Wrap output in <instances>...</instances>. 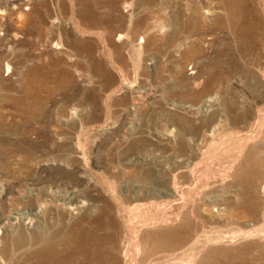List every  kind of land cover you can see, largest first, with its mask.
<instances>
[{
	"label": "rangeland",
	"instance_id": "rangeland-1",
	"mask_svg": "<svg viewBox=\"0 0 264 264\" xmlns=\"http://www.w3.org/2000/svg\"><path fill=\"white\" fill-rule=\"evenodd\" d=\"M0 229L27 264H264V0H0Z\"/></svg>",
	"mask_w": 264,
	"mask_h": 264
},
{
	"label": "bare ground",
	"instance_id": "bare-ground-1",
	"mask_svg": "<svg viewBox=\"0 0 264 264\" xmlns=\"http://www.w3.org/2000/svg\"><path fill=\"white\" fill-rule=\"evenodd\" d=\"M16 217H19V216H16ZM98 218H99V215H94L93 213H90L89 215H87L85 217V220L86 221H90V219L96 220V223H98V226H99L100 222H99ZM28 224H29V222H28ZM5 230L6 229H3V230L0 229V232L3 233V235H2L3 238H2V240L0 239V242L2 243V246H3L2 250L0 251V264H12L16 260H13L14 258L11 256L10 257L6 256V252H7L8 248L11 246L10 243L14 246H20L26 241V236H25V233L22 231L19 232L17 235H15L13 232L12 233H5ZM69 236H70L69 238H71V240L73 239L74 241L78 240V238L80 237V239L82 240V242L80 241V243L83 245L84 251L87 250L89 242H93L92 244H94L97 247L98 244L100 243L98 241L101 240V238L98 236H91L86 229L85 230L83 229L82 233L76 232L75 230H71V232L69 233ZM40 237H41L40 234L39 235L37 234L34 236V238H36V240H38ZM62 243H65V242H62ZM84 244H86V246ZM56 247H57L56 245L47 244V242H46L45 246L41 247V249L35 253V255H38V259H35L33 264H63V261H62L64 259L63 254H66V253L60 252L59 250H57ZM66 252H68V253L65 256H67L69 258H71L74 255V250L71 248H69L68 251H66ZM46 256H49V258H45ZM16 262H17V264H27L25 261H20V259H18Z\"/></svg>",
	"mask_w": 264,
	"mask_h": 264
}]
</instances>
